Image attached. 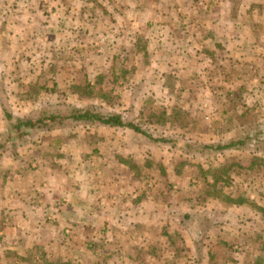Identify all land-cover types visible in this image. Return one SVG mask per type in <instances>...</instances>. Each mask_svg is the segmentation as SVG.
Listing matches in <instances>:
<instances>
[{"label":"rangeland","instance_id":"374dc122","mask_svg":"<svg viewBox=\"0 0 264 264\" xmlns=\"http://www.w3.org/2000/svg\"><path fill=\"white\" fill-rule=\"evenodd\" d=\"M120 46L115 44L111 51L117 58L113 63L81 69L83 75H78L75 83H64L68 76L79 74L70 70L66 75L59 74L64 80L44 84V104H59L61 109L70 106L122 111L126 121L142 126L153 137L174 143L155 145L129 129L70 121L59 128L37 130L26 143H16L10 160L14 152L19 156L22 151L40 148L36 141L42 139L45 151H56L48 159L57 156L62 161L57 166L67 174L89 175L95 168L106 167L108 177L126 176L132 190L150 192L160 205L169 207L177 227L170 243L160 237L155 244L157 253L144 251L119 264H264V152L188 153L180 146L221 144L242 136L249 127L264 126V65L253 68L240 55L233 62L227 58L230 53H219L216 58V54L199 50L196 67L203 66L192 74L186 65L188 61L195 63L192 58L163 56L158 60L160 51L153 50L156 58L138 65L140 62L133 59V40L118 51ZM176 47L179 45L166 48ZM205 53L221 65L217 60L203 61ZM232 70H240V76ZM207 91L211 98H204ZM193 92L200 93V100L187 99ZM107 96L112 99H105ZM195 103L199 104L193 107ZM15 104L19 112L35 111V107ZM109 140L116 142L111 144ZM76 141L80 146L74 144ZM49 143L54 146H47ZM7 154H0V180L6 182L10 174L8 166L5 168ZM38 165L34 157L24 159L17 171L30 175L39 170ZM133 206L140 204L134 201ZM1 208L0 203V264H88L87 255L72 254L69 247L64 250L58 245L54 247L66 259L46 260L44 236L28 235L24 230L19 234L8 222L12 212ZM160 220L168 219L161 216ZM75 250L79 253L80 247ZM112 261L110 264H115Z\"/></svg>","mask_w":264,"mask_h":264},{"label":"crops","instance_id":"0c3cea01","mask_svg":"<svg viewBox=\"0 0 264 264\" xmlns=\"http://www.w3.org/2000/svg\"><path fill=\"white\" fill-rule=\"evenodd\" d=\"M158 36L161 37L157 40ZM132 40L133 59L140 62L138 65L147 58L155 59V50L160 51L158 60L163 56L192 58L195 63L185 64L194 74L203 66L196 67V53L200 50L216 54V58L219 53H230L227 58L233 62L240 55L249 67L256 68V64L264 65V51L256 53L264 50V0H0V144L6 132L7 113L36 120L44 107H60L44 104V84H53L58 78L64 80L59 74L66 75L70 70L79 74L74 78L67 75L64 83H75L77 76L83 75L81 69L110 65L117 59L111 52L115 44L121 45L120 51ZM174 43L179 47L166 48ZM204 56L203 61L217 60L206 53ZM49 71L53 72L48 75ZM231 72L240 76V70ZM197 93L189 94L187 99H199ZM203 96L212 97L209 91ZM216 99H220L219 95ZM15 102L35 107V111L19 112ZM96 112L124 116L122 111L111 109ZM256 127L247 128L231 141L211 145L237 142ZM41 129L44 127L38 130ZM28 138L0 150V154L8 152L5 168L8 166L10 171L8 182L0 180L1 210L8 208L12 212L8 222L19 234L25 231L28 235L44 236L46 260H64V253L54 247L58 245L64 250L69 247L72 254L87 255L88 264H110L112 259V263L119 264L144 251L157 253L155 244L160 237L170 243L177 230L171 219L173 211L160 205L152 193L132 190L126 176L108 177L106 167L95 168L89 175L67 174L57 166L62 162L57 156L48 159L56 151H45L42 139L36 141L40 148L22 151L19 156L14 152L10 160L14 145L26 143ZM74 144L80 146L77 141ZM33 157L38 160L39 170L30 175L19 174L20 161ZM134 201L140 206L135 208ZM161 216L168 220H160ZM77 247L82 253L74 252Z\"/></svg>","mask_w":264,"mask_h":264},{"label":"trees","instance_id":"16d2710c","mask_svg":"<svg viewBox=\"0 0 264 264\" xmlns=\"http://www.w3.org/2000/svg\"><path fill=\"white\" fill-rule=\"evenodd\" d=\"M96 111L98 110L75 109L69 107L67 109H61L59 106L58 108H56V106H47L44 107V112L36 120L18 118L7 113V127L0 144V150L6 149L11 142L24 140L33 136L41 127H44V129H51L52 126H62L70 121L76 123H99L111 128H128L154 144L174 143V140L171 139L154 138L140 126L132 121H126L123 116L119 114H104ZM183 147L188 153H205L206 151H210L212 154H219L230 150H255L264 152V127H256L252 133L244 136L239 141L222 146L186 143ZM186 219L191 221V215H186Z\"/></svg>","mask_w":264,"mask_h":264}]
</instances>
